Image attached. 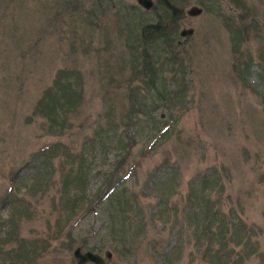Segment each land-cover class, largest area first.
I'll return each instance as SVG.
<instances>
[{"label": "rangeland", "instance_id": "374dc122", "mask_svg": "<svg viewBox=\"0 0 264 264\" xmlns=\"http://www.w3.org/2000/svg\"><path fill=\"white\" fill-rule=\"evenodd\" d=\"M152 1L0 0V264H74L78 246L104 264H264V0H168L172 23ZM158 16L169 44L142 70ZM58 71L79 96L54 130L34 107ZM31 168L41 182L12 181Z\"/></svg>", "mask_w": 264, "mask_h": 264}, {"label": "trees", "instance_id": "16d2710c", "mask_svg": "<svg viewBox=\"0 0 264 264\" xmlns=\"http://www.w3.org/2000/svg\"><path fill=\"white\" fill-rule=\"evenodd\" d=\"M106 1H111V0H106ZM159 1H160V4L167 11L166 14L164 13V18L168 19L170 23L176 21L179 18L180 10L175 9L173 6H171L168 0H159ZM130 8L129 9L126 8V11L130 12L131 10L134 9L132 5ZM159 16H162V15H159ZM159 16L155 24H145L140 28V31H139L137 42L139 46V55H140V62H141L142 70L147 69L149 65V61H150L149 50L153 45H158V39L161 40L163 44H169L168 36L166 35L165 30H163V27L161 26V23H160L161 21H160ZM161 38H164L163 39L164 41ZM78 96H79V93L77 91V88L75 87L74 83L70 80V72L69 71H58L56 77L52 81V85L44 90L42 96L37 101L34 107V114L35 115L38 114L39 116L46 119L49 123L50 128L54 130L56 129L59 130L61 126L60 123L63 119L62 116L64 114V108H69V106L73 105V103L76 102ZM128 140L130 139L128 138ZM52 149H53V146L49 147L46 152L43 151L42 153H47V152L49 153V151H51ZM119 161L120 160L116 161L112 169L107 173L106 175V182H107L106 185L107 186L106 187H108L109 183L113 182L116 179V172L118 171L120 167ZM33 168L29 170L30 173L28 176L22 175V178H17L15 175H13V177L11 178L12 181L15 180L16 182H24V185L26 182L27 183L28 182H41V180L38 179L37 177V172H35ZM43 181L45 182V180ZM63 182H66V181H63ZM115 182H117V180ZM111 190L112 189L110 188L107 191L109 192ZM212 218H217V217L213 214V216L210 219ZM209 222H207V224L200 222L201 224L198 225L197 227L198 229L197 233L199 235L198 239L200 241V245H201V239L203 237H206L208 242H210L211 244H212L211 242L212 239L215 241L214 237H212L213 232L211 231ZM221 238H219V241H220L219 244H221ZM0 243H5V241H0ZM205 253L210 255V253H208L207 251H205Z\"/></svg>", "mask_w": 264, "mask_h": 264}, {"label": "water", "instance_id": "95a60500", "mask_svg": "<svg viewBox=\"0 0 264 264\" xmlns=\"http://www.w3.org/2000/svg\"><path fill=\"white\" fill-rule=\"evenodd\" d=\"M136 4L140 6L143 10H148L153 5L152 0H135ZM202 9L196 5H191L186 9V14L188 16H195L200 14ZM192 33V28H181L178 32L179 36L190 35ZM72 256L74 258V264H104L105 259L110 258L111 254L108 250H105L103 257L97 253L90 250L81 251V247H75L72 251Z\"/></svg>", "mask_w": 264, "mask_h": 264}]
</instances>
